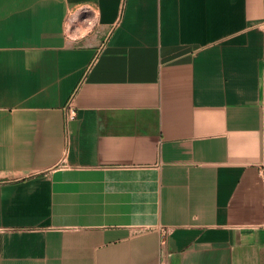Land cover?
I'll list each match as a JSON object with an SVG mask.
<instances>
[{"label":"crops","instance_id":"0c3cea01","mask_svg":"<svg viewBox=\"0 0 264 264\" xmlns=\"http://www.w3.org/2000/svg\"><path fill=\"white\" fill-rule=\"evenodd\" d=\"M161 263L264 264V0H0V264Z\"/></svg>","mask_w":264,"mask_h":264},{"label":"built area","instance_id":"2783aa9c","mask_svg":"<svg viewBox=\"0 0 264 264\" xmlns=\"http://www.w3.org/2000/svg\"><path fill=\"white\" fill-rule=\"evenodd\" d=\"M69 116L72 118L76 117V110L73 107L72 103L69 104ZM161 264H164V263H161Z\"/></svg>","mask_w":264,"mask_h":264}]
</instances>
